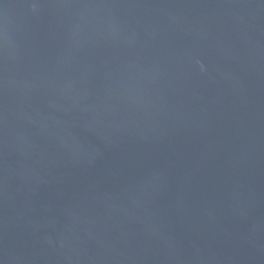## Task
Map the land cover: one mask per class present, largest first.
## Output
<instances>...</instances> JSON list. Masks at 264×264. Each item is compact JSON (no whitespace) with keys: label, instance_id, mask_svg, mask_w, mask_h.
Wrapping results in <instances>:
<instances>
[{"label":"water","instance_id":"1","mask_svg":"<svg viewBox=\"0 0 264 264\" xmlns=\"http://www.w3.org/2000/svg\"><path fill=\"white\" fill-rule=\"evenodd\" d=\"M0 264H264V0H0Z\"/></svg>","mask_w":264,"mask_h":264}]
</instances>
